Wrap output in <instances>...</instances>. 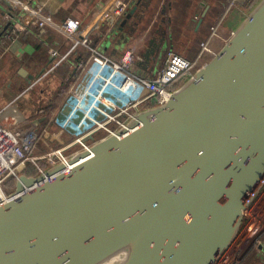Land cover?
Segmentation results:
<instances>
[{
	"label": "water",
	"instance_id": "95a60500",
	"mask_svg": "<svg viewBox=\"0 0 264 264\" xmlns=\"http://www.w3.org/2000/svg\"><path fill=\"white\" fill-rule=\"evenodd\" d=\"M263 178L259 0L165 103L67 164L20 176L17 195L0 205V264H213Z\"/></svg>",
	"mask_w": 264,
	"mask_h": 264
},
{
	"label": "crops",
	"instance_id": "0c3cea01",
	"mask_svg": "<svg viewBox=\"0 0 264 264\" xmlns=\"http://www.w3.org/2000/svg\"><path fill=\"white\" fill-rule=\"evenodd\" d=\"M118 1L0 0V115L3 120L20 112L28 123L39 120L40 126L62 104L69 85L82 80L86 72V66L82 69V65L88 62L90 50L83 44L74 46L63 33L61 24L67 17L80 21L81 38H90L92 45L112 58H119L129 47L135 48L138 54L135 70L147 77L160 66V59L168 50L189 59L196 58L201 42L210 36L211 26L226 0H131L127 11L114 25L118 28L112 32L110 16ZM26 4L50 15L52 23L42 32L35 26L29 32L9 36L16 21H30L33 13L25 9ZM135 5L136 10L122 25V18ZM234 9L221 25L219 37L212 40V45L219 50L250 11L248 4H239ZM52 47L59 51L58 56L52 55ZM263 203V198H259L257 208H263ZM255 240L243 227L232 244L237 264H264V243Z\"/></svg>",
	"mask_w": 264,
	"mask_h": 264
},
{
	"label": "built area",
	"instance_id": "2783aa9c",
	"mask_svg": "<svg viewBox=\"0 0 264 264\" xmlns=\"http://www.w3.org/2000/svg\"><path fill=\"white\" fill-rule=\"evenodd\" d=\"M131 0H119L113 7L109 30L127 11ZM239 5L238 0H226L217 21L211 26L210 36L201 42V49L194 59L167 51L161 57L160 66L151 76H142L135 70L138 54L135 48H127L119 58H112L90 38H81V23L74 17H67L61 30L74 43L83 44L90 50L86 72L80 82H72L66 90L62 104L52 114H48L38 127H25L27 118L23 113L10 114L5 120L0 115V205L15 197L16 181L22 174H29L32 167L37 174L58 164L68 163L78 151L90 148L101 138L117 133L143 109L163 104L170 97L173 88L182 77L185 80L201 65L218 53L212 40L219 37V29L225 19ZM32 11L30 21L18 20L9 36H18L37 27L41 32L52 23L51 16L24 5ZM113 29V28H112ZM53 56L59 51L51 48ZM60 63V61L58 62ZM181 83V82H180ZM179 83V85H180ZM178 85V86H179ZM94 135V139H89ZM68 136V138H66ZM53 140L60 146L40 151L41 144L50 146ZM33 175V174H29ZM255 199L244 213L243 227L252 233L255 242L264 243V203L257 208L256 203L264 200V178L256 185ZM213 264H237L232 245L224 249Z\"/></svg>",
	"mask_w": 264,
	"mask_h": 264
},
{
	"label": "rangeland",
	"instance_id": "374dc122",
	"mask_svg": "<svg viewBox=\"0 0 264 264\" xmlns=\"http://www.w3.org/2000/svg\"><path fill=\"white\" fill-rule=\"evenodd\" d=\"M257 2H259V0L257 1ZM256 2V3H257ZM255 5V4H254ZM253 5V6H254ZM252 6V7H253ZM252 7H250L249 6V9H251ZM235 10V9H234ZM165 57L167 56V51L165 52V55H164ZM66 138H68V136L66 137ZM57 146H60V144L58 143V141H56V140H53L52 142H51V144H50V146H47V145H45L44 143L43 144H41V146H40V151H45V150H47V149H49V148H55V147H57ZM260 197H262V195L260 196ZM262 198H260V200H261ZM262 204V203H261Z\"/></svg>",
	"mask_w": 264,
	"mask_h": 264
},
{
	"label": "trees",
	"instance_id": "16d2710c",
	"mask_svg": "<svg viewBox=\"0 0 264 264\" xmlns=\"http://www.w3.org/2000/svg\"><path fill=\"white\" fill-rule=\"evenodd\" d=\"M257 1H258V0H249V2H248L247 4H248L250 7H252L254 4H256ZM183 78H184V77L181 78L180 82L183 81ZM180 82H179V83H180ZM179 83L176 84L175 86H173V88L177 87V86L179 85ZM27 172H28L29 174H33V175H34V174H37V171L34 170L32 167H29Z\"/></svg>",
	"mask_w": 264,
	"mask_h": 264
},
{
	"label": "bare ground",
	"instance_id": "6f19581e",
	"mask_svg": "<svg viewBox=\"0 0 264 264\" xmlns=\"http://www.w3.org/2000/svg\"><path fill=\"white\" fill-rule=\"evenodd\" d=\"M128 131H129V132L132 131V128H130ZM114 263H115V260L112 259V260H110L107 264H114Z\"/></svg>",
	"mask_w": 264,
	"mask_h": 264
}]
</instances>
